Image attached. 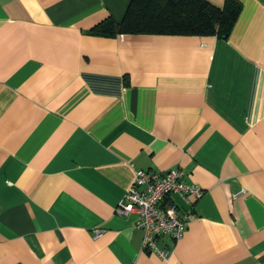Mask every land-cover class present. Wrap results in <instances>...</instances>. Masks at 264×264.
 I'll list each match as a JSON object with an SVG mask.
<instances>
[{"label":"crops","instance_id":"obj_1","mask_svg":"<svg viewBox=\"0 0 264 264\" xmlns=\"http://www.w3.org/2000/svg\"><path fill=\"white\" fill-rule=\"evenodd\" d=\"M237 1L225 40L92 34L130 0H0V264H264V0ZM176 169L202 195L163 261L116 210Z\"/></svg>","mask_w":264,"mask_h":264},{"label":"built area","instance_id":"obj_2","mask_svg":"<svg viewBox=\"0 0 264 264\" xmlns=\"http://www.w3.org/2000/svg\"><path fill=\"white\" fill-rule=\"evenodd\" d=\"M181 169L163 173L146 170L136 171L131 186L124 194L123 202L117 207V214L137 215L136 227L143 232V250L167 261L169 253L157 246V242L165 236L177 241L182 238L191 213L179 216V206L175 201L190 207L193 200L201 197V189L184 180ZM100 232H96L99 236Z\"/></svg>","mask_w":264,"mask_h":264},{"label":"trees","instance_id":"obj_3","mask_svg":"<svg viewBox=\"0 0 264 264\" xmlns=\"http://www.w3.org/2000/svg\"><path fill=\"white\" fill-rule=\"evenodd\" d=\"M240 12L237 0H225L221 9L206 0H130L120 23L105 20L92 34L198 35L226 40Z\"/></svg>","mask_w":264,"mask_h":264}]
</instances>
